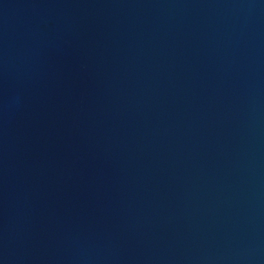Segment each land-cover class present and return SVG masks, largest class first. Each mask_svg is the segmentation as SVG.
Segmentation results:
<instances>
[{
  "label": "water",
  "instance_id": "obj_1",
  "mask_svg": "<svg viewBox=\"0 0 264 264\" xmlns=\"http://www.w3.org/2000/svg\"><path fill=\"white\" fill-rule=\"evenodd\" d=\"M0 264H264V0H0Z\"/></svg>",
  "mask_w": 264,
  "mask_h": 264
}]
</instances>
